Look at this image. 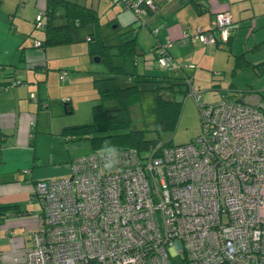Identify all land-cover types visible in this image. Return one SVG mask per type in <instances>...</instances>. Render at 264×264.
I'll return each instance as SVG.
<instances>
[{"label":"built area","instance_id":"2783aa9c","mask_svg":"<svg viewBox=\"0 0 264 264\" xmlns=\"http://www.w3.org/2000/svg\"><path fill=\"white\" fill-rule=\"evenodd\" d=\"M112 1L136 16L155 9L153 0ZM231 23L217 11L208 28L178 41L222 46ZM166 45L156 46L161 66H188L172 62ZM187 93L199 124L191 140L118 147L110 171L89 151L69 161L66 175L35 181L40 211L24 264H173L176 256L180 264H264V94L204 101L190 80Z\"/></svg>","mask_w":264,"mask_h":264},{"label":"crops","instance_id":"0c3cea01","mask_svg":"<svg viewBox=\"0 0 264 264\" xmlns=\"http://www.w3.org/2000/svg\"><path fill=\"white\" fill-rule=\"evenodd\" d=\"M5 1L0 0V65L3 67L0 83L14 79L20 82L0 88V264H24V252L30 246V234L38 224L40 211L33 198L34 183L39 179L66 175L69 161L79 154L71 150L70 143L77 139L66 129L76 120L68 118L67 114L79 102L81 109L82 106L85 108V114L86 106L90 114L86 117L83 113L78 121L90 119V106L96 99L91 76L94 70H99L93 63L99 61L94 57L91 59L87 53V32L84 36H74L75 40L71 42L44 48L33 43L44 36L42 29V32L33 31V27H41H35V16L44 9L46 0H39L36 12H24L23 7L19 11L21 15L16 14L17 6L15 11H10ZM77 1L94 6L98 13L106 12L110 6L107 0ZM154 2L155 9L143 12V22L139 23L146 28H143V35L135 31L142 56L145 54L154 60L149 63L141 61V71L136 66L139 55L135 59L131 57L128 68L125 59L115 61L122 63L127 70L135 64L137 72L146 74L180 73L182 68L173 70L157 62L154 48L159 43L167 44L172 62L188 65L182 70L190 76L196 90H200L196 77L198 71L209 66L212 68L209 77L214 79L220 75L218 60L225 57L223 62L229 65L230 52L233 53L231 72L237 55H242L245 61L242 68L264 63V55L252 61L245 55L246 50L264 45V0H194V4L189 0ZM3 3L5 6L1 8ZM221 10L228 11L232 20L228 43L225 41L217 47L192 38L179 43L183 31L191 33L198 27L208 28L213 14ZM112 24L116 26L115 22ZM77 38L81 40L77 42ZM240 44L244 49L236 53L233 47L236 49ZM80 75L84 78L81 79ZM83 81L87 82L89 89L80 92L79 85L82 87ZM74 85L78 86L77 91H73ZM66 100L71 104L70 112L63 109L62 102Z\"/></svg>","mask_w":264,"mask_h":264},{"label":"trees","instance_id":"16d2710c","mask_svg":"<svg viewBox=\"0 0 264 264\" xmlns=\"http://www.w3.org/2000/svg\"><path fill=\"white\" fill-rule=\"evenodd\" d=\"M107 1L110 5L124 9L121 4H115L112 0ZM189 1L195 3L194 0ZM58 7L62 9L61 14L56 13ZM147 10L150 11L151 9H144V13ZM42 11L41 18H44V21H42L41 29L44 36L42 39H35L39 41L37 46L44 48L48 45L71 42L75 40L72 31L75 28L88 25L90 28L85 38L87 53L91 59L94 57L103 65L102 70L93 71L94 75L91 79V86L96 93V99L90 106V119L66 127L73 133V137L85 139L89 151L99 150L104 141H109L111 145L117 148L132 146L139 151L159 141L162 144H173L170 139L161 141L159 136L162 133L173 131L178 119L182 99L175 98L174 93L179 92L184 97L190 80V76L184 73L183 68L181 69L183 73L167 71L159 74H146L137 72L135 64H133L132 69L127 70L122 63H115L113 57L116 55L130 56L135 59L141 54L137 47L135 31L132 30L134 27L130 23L128 28L116 32V26H112L115 21L112 19L103 21L92 5L80 3L77 0H46ZM136 19L139 23L143 22L141 14L137 15ZM104 24H108L110 27L106 31L103 30ZM229 38L228 35L226 43H228ZM154 51L156 52V46ZM243 65H245L243 56L237 55L232 72L242 68ZM0 68L2 73L3 67L1 65ZM4 76L7 75L4 74ZM9 81L11 80L7 82ZM213 86H215L214 83ZM144 90H150L154 95L152 130L155 132V138L146 137L144 128L132 125L129 112V107L140 99ZM235 95L234 92H230L218 99ZM109 100L114 105L106 107L105 103ZM62 104L65 112L71 111V104L67 100L63 101ZM181 264L186 263L182 260Z\"/></svg>","mask_w":264,"mask_h":264},{"label":"rangeland","instance_id":"374dc122","mask_svg":"<svg viewBox=\"0 0 264 264\" xmlns=\"http://www.w3.org/2000/svg\"><path fill=\"white\" fill-rule=\"evenodd\" d=\"M6 5L10 7V11H15V7L17 6L18 10L16 14L21 15L19 13L20 10L24 7V12H30V10L36 12L38 9L39 0H6ZM5 3L1 5V8L5 6ZM103 1H101V4ZM106 12L100 11V17L104 21L108 19V17H112L116 23V32L122 31L129 27V24L132 23V26L134 27L133 31H139V35H143V28L146 29L143 24L138 25L139 21L136 19L135 14L130 10L120 9L118 6L110 5L108 6ZM56 13L61 14L62 9L58 7L56 9ZM36 14V13H35ZM17 15V16H18ZM59 20V19H56ZM135 20V21H134ZM113 25V24H112ZM32 26V23H31ZM89 26L85 25L81 28H75V30L72 31V36L77 37L79 35L86 34V32L89 31ZM109 27L108 24H104L103 30L106 31ZM33 31H41V27H33ZM42 32V31H41ZM83 39V38H82ZM79 38H77V42H79ZM201 46V45H200ZM237 47V46H236ZM146 49V48H144ZM224 52L226 53L227 49L226 46L223 47ZM242 46L238 45V48H234V51H241ZM224 53V54H225ZM231 63L232 61V55L233 53H229ZM246 57L248 60L252 61L251 59H256L258 57H261L264 55V45L260 46L259 48L255 50H246L245 52ZM143 56L146 57V59H143ZM139 54L138 58V64L137 69L139 71L142 70V62L149 63V61H153L154 59L150 58L148 55L145 56V54ZM122 59H125L126 67H129V62H131L130 56H115L113 61L118 62ZM224 58H220L218 61H220L221 66L219 67L221 70H219L220 75L213 77L214 79H210L209 74L211 73L210 69H212L209 66H206L207 68L200 69L198 73L196 74V77L199 79V89L202 94V100L204 101H212L215 100L226 93L234 92L236 95L243 92V91H261L264 94V63H261L260 65H248L246 68H242L235 73L231 72V64L224 63ZM156 61V60H155ZM94 68H99V70L103 69V65L100 62H94ZM209 69V70H208ZM180 73H182L181 70H179ZM215 71V70H213ZM72 73V72H70ZM214 76V75H213ZM92 77V76H91ZM80 78L83 79L84 75H80ZM197 83V80L195 81ZM212 83H217L216 86L212 87ZM79 89L81 92L82 90L89 89V85L87 82L85 83L83 81L82 87L79 85ZM260 89V90H259ZM78 90V86L74 85L73 91ZM93 90V89H92ZM79 92V91H78ZM78 94V93H77ZM175 98L182 99L181 109L178 116V119L175 123V127L173 131L168 133H162L159 136V139L161 141L169 140L173 144L177 143H184L188 140H191L194 135L196 134L199 124H198V116H197V107L195 104V101L192 96L188 95V93L185 94L184 97L179 92L174 93ZM78 101L79 97L77 96ZM114 103L112 101H106L105 106H113ZM90 106V103H89ZM129 112L131 115L132 125L138 128H144L145 136L148 138H155V132L152 130L153 123H154V95L153 92L150 90H144L141 93L140 99L133 103L129 107ZM85 114V108L81 105L79 102H77L74 105V109L72 112L68 113V118L75 119L76 121H73L74 123H80L83 122V120H79L82 117V114ZM88 113L87 106H86V117ZM71 150H75V153H79L76 155H80V153H84L87 151L88 144L85 139H77L70 143ZM173 264H180V259L178 256L173 258Z\"/></svg>","mask_w":264,"mask_h":264},{"label":"clouds","instance_id":"9594fccd","mask_svg":"<svg viewBox=\"0 0 264 264\" xmlns=\"http://www.w3.org/2000/svg\"><path fill=\"white\" fill-rule=\"evenodd\" d=\"M98 156L103 160L104 169L110 171L118 163L119 150L109 141H104L103 146L98 150Z\"/></svg>","mask_w":264,"mask_h":264},{"label":"water","instance_id":"95a60500","mask_svg":"<svg viewBox=\"0 0 264 264\" xmlns=\"http://www.w3.org/2000/svg\"><path fill=\"white\" fill-rule=\"evenodd\" d=\"M141 16L143 17V14H141Z\"/></svg>","mask_w":264,"mask_h":264}]
</instances>
